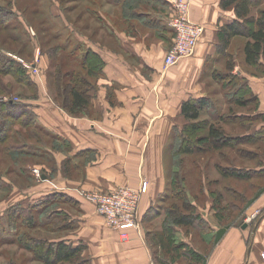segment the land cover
<instances>
[{
    "label": "rangeland",
    "instance_id": "rangeland-1",
    "mask_svg": "<svg viewBox=\"0 0 264 264\" xmlns=\"http://www.w3.org/2000/svg\"><path fill=\"white\" fill-rule=\"evenodd\" d=\"M109 1L0 0V68L9 58H15L26 68L27 77L23 79L16 71L0 69V101L7 102L12 99L17 102L18 108L36 111V122L40 124V129L38 126H25L22 123L14 125L7 141L0 142V170L5 175L4 179L12 181V184L0 189V264L107 263L103 255L105 252L103 247L107 248L108 244H104L101 234L108 229L114 231L118 229L106 222L96 206L82 196L81 191L111 192L124 185L140 187L132 186L127 182H118L114 188L104 185L82 187L79 182L85 179L87 167L96 160V153L73 157L71 146L57 133L58 131L62 133L61 131L67 128L65 124H69V121L70 124L77 125V118L88 115L93 117L95 113L91 102L93 96L91 91L99 86V79L105 76L106 59L100 55L102 61H99L102 62L103 67L96 72L90 73L83 67L85 55L92 49V44L84 40L83 35L105 38V30L101 29L103 19L101 15L105 12L109 13L111 8ZM243 41L244 38L241 36L231 41L230 52H233L237 59L236 65L247 73L264 75L263 72L245 63L240 49ZM227 58L217 65L221 71L226 70L225 63L229 62ZM78 73H81V77L89 85L90 96L88 107L84 111L74 113L68 104V99L70 100L68 91L71 85L67 84L74 83V76ZM207 77L208 75L205 79ZM209 80L207 78L208 82ZM221 84L217 82L209 84L208 93L205 95L215 100L218 112L232 115L235 110H247L249 113L246 114H253L252 103H249L246 109L226 104L227 89L222 90ZM234 87L228 88L231 91ZM206 109L202 111L196 122L205 120H209L210 123L218 122V116L212 118L213 116ZM5 114V110H0L2 119ZM7 114L10 115L8 111ZM236 114L239 115L240 112ZM97 116L96 118H99ZM41 119L49 124L48 129L43 126L45 123L40 122ZM173 119L176 120L173 123L168 146L164 150L168 198L165 201L159 200L156 207L167 208L177 204L184 208L182 193L174 191L171 184L172 178L177 177L186 189V198L193 205L192 211L199 212L207 221L212 215L217 219L219 206H226L223 211L225 217L223 224L237 225L243 220L244 223L252 224L259 213L253 219L251 217L259 209L254 210L253 203L246 205V201L255 194L260 184H264V177L254 176L256 169L259 168V159L256 157L264 152V132L254 133V128L263 127L264 121L254 127L251 121H247V125L246 123L224 124L228 134L237 137L244 135L240 138H245L246 141L237 142L230 147L186 154L179 153L177 146L181 142V131L185 125H188L189 119L184 115ZM247 126L252 128L247 130L244 128ZM204 133L206 129L200 128L193 137ZM259 134L262 136H257ZM24 143L30 146V151L17 152ZM8 144L14 145L15 151L6 150L5 146ZM232 167H242L245 172L253 176L249 179H237L224 175L223 171L230 172ZM144 180L149 185V180L146 178ZM56 186H68L79 192L80 195H77L90 207L80 204L77 200L74 202L67 199L68 194L52 196V192H49L50 197H48L47 192L55 189ZM241 193L244 194V199L240 198ZM43 198H48V201L41 206L39 202ZM19 204L24 209L32 207L35 216L33 224L28 225L25 219L23 220L24 211H18L17 207L13 215L16 225L10 227L11 219L8 215L12 213V207ZM234 204L239 205L238 208L233 207ZM54 210L58 211L51 215V211ZM152 214L154 216L145 219V228L159 232L157 228L166 216L165 210L163 212L161 209L159 216L156 212ZM141 223L140 220L136 230H141ZM118 231L119 237L122 238V231ZM79 237L84 238L78 242L75 238ZM31 238L45 239L46 242H43L45 249L52 241L58 242L62 239L70 240L76 245L82 242L86 247L80 252L79 257L72 261L47 263L39 258L38 252L31 250L30 245H35ZM154 250L155 255L159 254L158 249Z\"/></svg>",
    "mask_w": 264,
    "mask_h": 264
},
{
    "label": "crops",
    "instance_id": "crops-1",
    "mask_svg": "<svg viewBox=\"0 0 264 264\" xmlns=\"http://www.w3.org/2000/svg\"><path fill=\"white\" fill-rule=\"evenodd\" d=\"M109 5V13L101 15L104 26L101 29L105 30L107 40L83 35L84 40L92 44V50L106 59L105 76L91 91L96 114L77 118V125L69 121L65 124L68 130L57 133L71 146L73 157L96 153V160L87 167L85 179L79 182L82 187L114 188L118 182L138 187L144 178L149 180L140 205L141 230L130 228L125 238L119 237L118 230L104 231L101 237L108 247H103L107 262L103 264H162L155 234L163 229V222L157 228L159 232L145 228L144 223L147 217L154 216L151 213L159 216L161 209L165 210L164 206L156 205L159 200L168 198L164 150L176 120L173 118L182 117L185 101L205 96L209 84L220 83L214 72L221 71L217 65L226 60L229 53L234 57V71L249 79L259 98L258 111L262 113L264 75L239 69L236 57L230 52L231 44L221 49V30L239 18L235 8L224 6L223 0H191V19L204 24L205 30L194 54L169 67L165 66V57L174 40L169 23L172 0H110ZM243 38L240 49L245 61ZM207 75L209 82L205 79ZM40 122L48 129L46 121L41 119ZM49 192H64L85 205L79 192L68 186H56ZM252 206L254 210L259 209L258 218L246 226L244 223L231 225L216 242L214 235L222 225L214 215L208 225L199 226L198 222L189 228L176 225L177 239L205 254V264H264V191ZM83 238L75 240L79 242ZM154 249H158L159 254L155 255Z\"/></svg>",
    "mask_w": 264,
    "mask_h": 264
},
{
    "label": "trees",
    "instance_id": "trees-1",
    "mask_svg": "<svg viewBox=\"0 0 264 264\" xmlns=\"http://www.w3.org/2000/svg\"><path fill=\"white\" fill-rule=\"evenodd\" d=\"M264 0H223V5L226 7L233 6L235 8V13L237 15L236 20H234L229 25L223 27L220 32V40H221V49L225 50L231 44L232 38L241 35L245 37V42L243 46L244 54H245V63L251 67H255L259 71L264 73ZM229 62L227 63V70L225 72L215 71L214 76L217 78L220 83H222L223 90L227 89L225 92V98L227 100L228 105L236 106L240 109H246L249 103L253 105V114L249 113L247 110H239L234 111L232 115H224L218 112V106L211 97L201 96L198 98H191L185 101L182 105V113L183 115L189 119L188 125L184 126V129L181 131V142L180 145L177 146L179 153H196L215 150L222 147H230L235 145L237 142L246 141L243 136H233L226 132V128L224 124H248L247 121H251L253 127L258 123H262L264 121V113L259 112V98L253 92L249 79L239 73L235 72V63L233 62V56L231 53L227 54ZM102 58L99 53L94 50H89V52L85 55L83 67L88 69V72L93 73L102 69ZM104 64V63H103ZM2 71H16L20 74L23 79H27L26 77V68L15 58H9L7 62L3 64L0 68ZM76 75V74H75ZM74 83H69L67 85H71L69 87V95L70 100L68 99V104L70 105V109L72 112L84 111L89 104V85L86 84L84 78L81 77V73H78L74 76ZM82 84V85H81ZM235 85V87H234ZM229 86L234 87L233 90L230 91ZM17 102L10 99L7 102L0 101V110H5L6 114L3 115L2 119L0 117V142L7 141V138L11 136L14 125L22 123L25 126H38L40 129V124L36 122V112L33 110H27L23 108L17 107ZM209 111L212 118H216L218 116V122H209V120H205L203 122H196L202 111ZM8 113L11 115H8ZM245 112L243 114V112ZM240 112L239 115L236 113ZM27 113V114H26ZM11 118V120H10ZM244 121V122H243ZM260 121V122H259ZM253 122L255 124H253ZM251 125V126H252ZM247 126L245 129H251L252 127ZM43 128V127H42ZM200 128H205L206 133L203 135H195ZM264 132V126L254 128V133H262ZM250 135V134H249ZM257 136H262L259 134ZM14 145L8 144L5 146L6 150L15 151ZM30 146L25 143L21 148L17 149L19 153H26L30 151ZM262 154V155H261ZM260 155V156H258ZM256 158L259 160V168L255 171L254 176L264 177V152L259 153ZM261 157V158H260ZM224 175L230 176L237 179H249L253 175L249 172H245L242 167H232L229 171H223ZM5 176L3 172L0 170V189L7 187L9 184H12V181H8L4 179ZM171 184L173 185V190L178 193H182L184 198V208L181 206L174 204L169 207H165V218L163 220V229L155 234L156 242L160 244V254L159 258L161 259L162 264H175L176 261L181 262V264H205L207 257L205 254L200 253L195 250L190 244L185 242L184 240H178L175 226H184L190 227L198 222V225H208V221L195 210L192 211L193 205L187 200L186 189L182 186V182L179 178H172ZM177 189V190H176ZM264 191V184H260L255 194L247 199V203H253L257 197ZM49 195V196H48ZM47 196L50 197V194ZM52 196H66L67 194L64 192H54L51 193ZM180 195V196H181ZM240 198L244 199V194L241 193ZM48 198H43L39 205H44L47 203ZM69 200H73L75 202L76 198L68 195ZM218 200L220 199L217 198ZM246 199V198H245ZM70 202V201H68ZM239 205L234 204L233 207L238 208ZM24 211L23 220L27 222L28 225L33 224V219L35 218L33 214L32 207L29 209H24L21 205H15L12 207V213H10L9 218L11 219L10 227H14L16 222L14 220L13 215L15 211ZM34 208H38V206H33ZM44 207V206H43ZM226 207V206H225ZM225 207L218 208V212L216 214L217 219L221 223L222 227L218 229L214 235L215 242L218 241L225 233L227 228L232 224H223L224 215L223 211ZM43 211V210H42ZM58 211V210H56ZM51 211V215L53 212ZM49 214V215H50ZM57 214V213H56ZM20 215V214H18ZM12 217V218H11ZM204 222V223H203ZM244 220L241 223H237V225H242ZM236 224V223H234ZM24 239V238H21ZM33 239V238H31ZM34 244L30 245L31 250H35L38 252L39 258L47 263L59 262V261H72L75 258L79 257L80 252L86 247V245L80 242L78 245L74 244L70 240L62 239L58 242H53L50 244L48 248L45 249L43 242H46L43 238H35Z\"/></svg>",
    "mask_w": 264,
    "mask_h": 264
},
{
    "label": "built area",
    "instance_id": "built-area-1",
    "mask_svg": "<svg viewBox=\"0 0 264 264\" xmlns=\"http://www.w3.org/2000/svg\"><path fill=\"white\" fill-rule=\"evenodd\" d=\"M172 2L173 11L169 23L174 31V40L165 57L166 67L193 55L205 30L204 24L191 19V0H172ZM36 172L39 173L38 169ZM147 190L148 182L144 180L138 188L124 185L111 192L82 190L81 194L96 206L97 211L104 216L111 227L122 231L123 237H127L128 229L140 225L141 199ZM258 213L259 211L251 218ZM262 258L264 260V251Z\"/></svg>",
    "mask_w": 264,
    "mask_h": 264
},
{
    "label": "water",
    "instance_id": "water-1",
    "mask_svg": "<svg viewBox=\"0 0 264 264\" xmlns=\"http://www.w3.org/2000/svg\"><path fill=\"white\" fill-rule=\"evenodd\" d=\"M246 225H247L246 223L243 224V226H246Z\"/></svg>",
    "mask_w": 264,
    "mask_h": 264
}]
</instances>
